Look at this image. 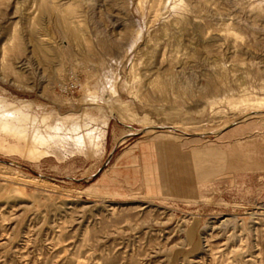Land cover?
<instances>
[{"label":"rangeland","instance_id":"obj_1","mask_svg":"<svg viewBox=\"0 0 264 264\" xmlns=\"http://www.w3.org/2000/svg\"><path fill=\"white\" fill-rule=\"evenodd\" d=\"M0 126V264H264V0H0Z\"/></svg>","mask_w":264,"mask_h":264},{"label":"crops","instance_id":"obj_2","mask_svg":"<svg viewBox=\"0 0 264 264\" xmlns=\"http://www.w3.org/2000/svg\"><path fill=\"white\" fill-rule=\"evenodd\" d=\"M163 150L169 153L172 148L169 145L162 146V148L155 147L156 153L163 152ZM217 163L216 150L207 147L193 151L189 158L175 153V158H167L166 162H161L159 167L154 168L158 171L156 175L149 166L147 155L144 153L140 156L133 155L127 169L133 175H139L141 180L153 190H163L175 196L181 194L186 196V191L195 192L199 184L218 175ZM157 180L161 182L158 185L155 184Z\"/></svg>","mask_w":264,"mask_h":264},{"label":"bare ground","instance_id":"obj_3","mask_svg":"<svg viewBox=\"0 0 264 264\" xmlns=\"http://www.w3.org/2000/svg\"><path fill=\"white\" fill-rule=\"evenodd\" d=\"M2 129H4L2 126H0V130H2ZM16 134V133H15ZM14 134V135H15ZM16 136V135H15ZM17 137V136H16ZM21 138H22V140H23V143H24V146H23V148L24 147H26L27 145L29 146V145H34L35 143H36V140H35V138H33V137H31L30 135H21L20 136ZM27 146V147H28ZM32 147V146H31ZM31 149V148H30ZM31 151H32V149H31ZM31 154V153H30ZM33 155V154H32ZM28 156V155H27ZM32 157V156H31Z\"/></svg>","mask_w":264,"mask_h":264}]
</instances>
